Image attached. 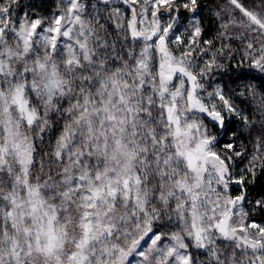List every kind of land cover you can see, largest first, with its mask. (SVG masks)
Listing matches in <instances>:
<instances>
[{
	"label": "snow or ice",
	"instance_id": "obj_1",
	"mask_svg": "<svg viewBox=\"0 0 264 264\" xmlns=\"http://www.w3.org/2000/svg\"><path fill=\"white\" fill-rule=\"evenodd\" d=\"M228 3L206 39L198 0H0V264H264V94L214 83L264 79V0Z\"/></svg>",
	"mask_w": 264,
	"mask_h": 264
},
{
	"label": "trees",
	"instance_id": "obj_2",
	"mask_svg": "<svg viewBox=\"0 0 264 264\" xmlns=\"http://www.w3.org/2000/svg\"><path fill=\"white\" fill-rule=\"evenodd\" d=\"M90 2L95 3L96 0H90ZM198 2L202 6V10L200 12L201 23L204 27L207 35L206 39L213 38L218 30V21L211 14L213 10H216L219 6L224 10H229L230 5L228 0H198ZM253 2H258V0H247L249 6ZM60 0H19V8L17 9V13L19 12H28L29 14H38L42 17H48L50 14L56 13L59 8ZM126 6L122 7L124 10ZM185 15H188L185 13ZM227 17H225L226 19ZM181 26H186L184 21H181ZM111 31V29H109ZM242 35V33H240ZM114 35V34H113ZM186 35V33H185ZM234 53H238V50L243 47V45L238 40H234L230 42ZM219 45L217 44L216 47ZM227 71L217 75L214 83H219L222 86H225V91L229 88L233 89L235 92L239 93L240 91L245 92V98H241L238 95L232 97L233 102L239 107L244 113L249 115L251 119L254 113V106L252 103V97L248 94L249 86L254 89L258 94H264V79L255 78L253 79L250 74L245 73L246 65L239 64V55H237L236 60L226 62ZM243 73V78L236 79L237 73ZM244 125L241 123L239 118L233 117L228 122V132L236 133L240 140H243L244 143L247 144L246 134L243 131ZM228 137L225 136L222 142H227ZM240 163V160L237 159V164ZM246 191L248 193V199L250 201L259 199L264 197V175L257 176L255 182L248 183L246 185ZM239 194V188L237 186H233V195ZM252 208V204L248 203L245 205V211H249ZM250 216L257 220V222L264 221V211H260L257 209L254 214L250 213ZM195 254V253H194ZM201 260L205 258L203 256L200 257Z\"/></svg>",
	"mask_w": 264,
	"mask_h": 264
}]
</instances>
